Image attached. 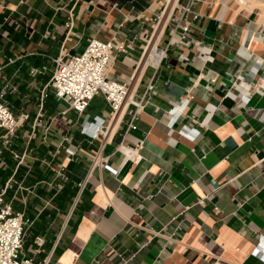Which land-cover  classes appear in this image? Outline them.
Masks as SVG:
<instances>
[{
	"label": "crops",
	"instance_id": "0c3cea01",
	"mask_svg": "<svg viewBox=\"0 0 264 264\" xmlns=\"http://www.w3.org/2000/svg\"><path fill=\"white\" fill-rule=\"evenodd\" d=\"M246 2L0 0V93L19 118L0 136V193L24 215V255L264 264V7ZM187 3L200 16L182 39ZM91 38L118 45L107 77L142 107L114 115L99 93L78 114L55 96L53 59Z\"/></svg>",
	"mask_w": 264,
	"mask_h": 264
},
{
	"label": "built area",
	"instance_id": "2783aa9c",
	"mask_svg": "<svg viewBox=\"0 0 264 264\" xmlns=\"http://www.w3.org/2000/svg\"><path fill=\"white\" fill-rule=\"evenodd\" d=\"M199 16L200 14L188 3L177 8L173 20L176 28L181 31L182 39L190 30V20L197 19ZM115 49H118V45L113 40L91 38L80 53L72 55L68 59L63 56L54 58L55 67L49 86L53 89L55 96L66 101L78 114L85 113L90 102L99 93L108 101L114 115L128 102H132L138 108L142 107V101L133 100L129 96V84L107 77ZM156 50L155 58L158 53L161 57L163 52L157 46ZM152 88L153 85L149 84L147 92ZM21 117L26 119L28 115L21 114ZM39 117H41V113L38 114L35 125L43 124ZM87 124L96 126L92 136H96L98 133L103 134V129L96 125V122ZM18 126L19 118L5 103L3 94L0 93V136L4 131L7 134H14ZM94 158L96 164L104 162V166L109 168L104 158L98 154ZM10 186L8 184V187ZM4 193V191L0 193V264H35L32 258L23 253L26 224L24 215L14 210L11 202L5 200ZM204 201L205 199L199 200L200 203ZM215 211V213L218 212L217 209ZM44 242V237L35 238L38 247H41ZM44 264H48V259H45Z\"/></svg>",
	"mask_w": 264,
	"mask_h": 264
},
{
	"label": "bare ground",
	"instance_id": "6f19581e",
	"mask_svg": "<svg viewBox=\"0 0 264 264\" xmlns=\"http://www.w3.org/2000/svg\"><path fill=\"white\" fill-rule=\"evenodd\" d=\"M242 2H244V0H241ZM247 1V0H246ZM249 1V0H248ZM252 2V1H251ZM250 2V3H251ZM245 4V3H244ZM247 4V2H246ZM251 6V5H250ZM263 6V5H261ZM253 7V6H252ZM264 13V12H263ZM149 54V57L147 58V55ZM157 54V50H156V47H151V49L149 50V52L147 53L146 55V60H153V61H156V60H159V53H158V56L155 58V55Z\"/></svg>",
	"mask_w": 264,
	"mask_h": 264
},
{
	"label": "rangeland",
	"instance_id": "374dc122",
	"mask_svg": "<svg viewBox=\"0 0 264 264\" xmlns=\"http://www.w3.org/2000/svg\"><path fill=\"white\" fill-rule=\"evenodd\" d=\"M246 1V0H245ZM247 2L249 3V5L251 6H261L263 5L264 7V0H252V2L250 3V1L247 0Z\"/></svg>",
	"mask_w": 264,
	"mask_h": 264
}]
</instances>
